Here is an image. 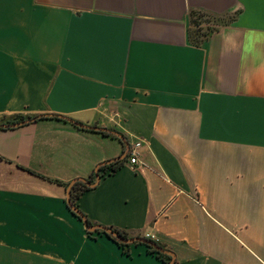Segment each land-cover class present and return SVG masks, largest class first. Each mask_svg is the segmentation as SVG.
<instances>
[{"label": "crops", "instance_id": "crops-1", "mask_svg": "<svg viewBox=\"0 0 264 264\" xmlns=\"http://www.w3.org/2000/svg\"><path fill=\"white\" fill-rule=\"evenodd\" d=\"M52 115L0 128V264H264V0H0V122Z\"/></svg>", "mask_w": 264, "mask_h": 264}, {"label": "trees", "instance_id": "trees-1", "mask_svg": "<svg viewBox=\"0 0 264 264\" xmlns=\"http://www.w3.org/2000/svg\"><path fill=\"white\" fill-rule=\"evenodd\" d=\"M198 16V17H197ZM203 15L198 14V13H193L192 14V24L193 26L197 24V19H199L200 17H202ZM197 17V18H196ZM210 35V33L208 35H203L201 36V32H199L198 34L196 32H194V36L198 37L201 36L202 39L208 37ZM197 40V39H196ZM199 41V40H197ZM44 120H52V121H58V122H62V123H70L71 121L65 117L62 116H58V115H52V116H40V117H23V116H17L15 118H13L10 121H2L0 122L1 125L0 126H8V129L12 128V125L15 124H19L22 122H28L27 124H31L34 122H38V121H44ZM26 124V125H27ZM76 128H78V130L82 131V132H88V133H96V134H100L106 137H110V134H108L107 131L101 130V129H89V128H82L80 126H77L76 124H73ZM2 128V127H1ZM122 163L123 161H114L108 164L103 165L98 172L96 173V176L98 178L101 177H105V176H109V175H113L114 173H116L121 167H122ZM92 188V185L90 182H86V183H78L76 184V186H74L70 192V200L72 202V204L78 209L77 206V200L86 192L90 191ZM71 210V209H70ZM72 213L74 215H76L73 211ZM79 217V216H78ZM80 218V217H79ZM81 220V218H80ZM89 223V222H88ZM90 226H93L91 223H89ZM111 232L115 233L117 237H111L116 243H118L121 247H123L125 250L127 248H129L130 245L125 244L124 242H122V239L124 240H129V236L126 233H123L121 231L118 230H111ZM88 233L90 235H92V232ZM105 233V232H103ZM106 234V233H105ZM149 240V239H148ZM151 242H153L152 240H149ZM155 243V242H154ZM141 244V243H138ZM147 246V245H146ZM159 246V245H158ZM160 247V246H159ZM148 250L150 251L151 254L156 255L158 259H160L161 261H163L164 264H170L172 262V257L162 248L160 247L162 250H164L165 252H159L156 251L154 248L147 246ZM126 253L129 254L128 250H126Z\"/></svg>", "mask_w": 264, "mask_h": 264}, {"label": "water", "instance_id": "water-1", "mask_svg": "<svg viewBox=\"0 0 264 264\" xmlns=\"http://www.w3.org/2000/svg\"><path fill=\"white\" fill-rule=\"evenodd\" d=\"M28 122H22V123H19V124H15V125H12V128H15V127H18V126H23V125H26ZM7 128L8 126H0V128ZM81 127V126H80ZM88 128V127H87ZM91 129V128H89ZM92 129H98V128H92ZM68 206L69 208L76 214L78 215L81 220L84 222L85 226H86V229L89 231V232H95L96 230L98 229H104L106 230L105 228H100V227H96V226H90L88 221L86 220V218L83 216V214L72 204L70 198L68 199ZM112 235L116 236L115 233L111 232ZM117 237V236H116ZM122 242H124L125 244L127 245H130V244H134L135 242H138V243H141V244H145L147 246H150L152 248H154L156 251H159V252H165L164 250H162L156 243L154 242H151L149 241L148 239L146 238H131L129 240H124L122 239ZM171 257H172V262L170 264H174V255L171 254V253H168Z\"/></svg>", "mask_w": 264, "mask_h": 264}, {"label": "rangeland", "instance_id": "rangeland-1", "mask_svg": "<svg viewBox=\"0 0 264 264\" xmlns=\"http://www.w3.org/2000/svg\"><path fill=\"white\" fill-rule=\"evenodd\" d=\"M201 15L203 16L197 19V24L194 25V32H196L197 34L201 32V36L212 33L217 28L216 26L222 23L221 21L211 18L207 15H204V14H201ZM201 36L196 37V39L197 40L202 39Z\"/></svg>", "mask_w": 264, "mask_h": 264}, {"label": "built area", "instance_id": "built-area-1", "mask_svg": "<svg viewBox=\"0 0 264 264\" xmlns=\"http://www.w3.org/2000/svg\"><path fill=\"white\" fill-rule=\"evenodd\" d=\"M141 148V143L135 144L132 148L128 149L127 157L130 158V163L136 165L139 163V150ZM149 238V237H147Z\"/></svg>", "mask_w": 264, "mask_h": 264}]
</instances>
